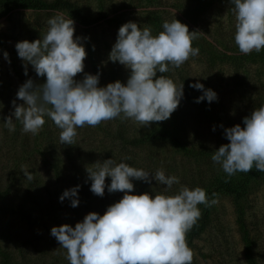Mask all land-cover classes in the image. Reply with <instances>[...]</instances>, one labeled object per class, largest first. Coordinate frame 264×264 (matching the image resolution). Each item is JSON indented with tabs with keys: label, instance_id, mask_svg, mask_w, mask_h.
Returning <instances> with one entry per match:
<instances>
[{
	"label": "rangeland",
	"instance_id": "obj_1",
	"mask_svg": "<svg viewBox=\"0 0 264 264\" xmlns=\"http://www.w3.org/2000/svg\"><path fill=\"white\" fill-rule=\"evenodd\" d=\"M63 1L76 4L83 16L94 22L91 26L74 22V37L88 38L83 41L87 52L84 72L78 73L76 80L82 79L84 73H99L100 87L116 80L126 82L129 71L119 62H111L108 56L119 27L128 21L147 26L156 35L162 31L164 21L177 19L190 32H200L192 41L199 54L179 68L157 72V77L165 75L177 85L184 84V96L168 120L142 127L117 117L95 127L77 128L73 144H61V130L47 116L36 135L22 132L19 121H13L14 130L9 131L3 118L14 111V100L23 103L16 99V92L26 80L32 79L35 85L46 82V77H38L31 65L24 74V62L18 57L15 44L41 39L48 28L47 20L55 13L70 16L64 11L16 9L0 19V193L9 194L0 204V248L8 255V264H69L66 250L50 235V229L62 224L74 227L89 212L103 215L109 205L123 196L122 192L108 193L105 189L100 197L89 190L91 181L87 180L86 168L94 169L98 161L113 159L117 164L123 161L149 172L159 169L176 176L180 183L168 190L169 195L183 186L205 190L212 181L227 177L214 164L212 155L189 157L169 142L142 141L166 131L191 152H214L228 143L221 125L243 127V118L264 104V49L248 55L240 53L234 43L235 17L229 0ZM197 81L214 90L218 99L196 103L202 93L188 85ZM137 140L138 145H131ZM25 169L31 173L30 180L22 171ZM108 183L110 178L106 177ZM133 183V194L154 195L164 190L154 180L151 184L136 180ZM76 185H80L79 205L73 208L67 198L61 202L59 197ZM215 201L206 231L194 241L192 263L249 264L235 200L220 195ZM242 207L257 264H264L263 181L253 183ZM0 264H5L1 253Z\"/></svg>",
	"mask_w": 264,
	"mask_h": 264
},
{
	"label": "clouds",
	"instance_id": "obj_2",
	"mask_svg": "<svg viewBox=\"0 0 264 264\" xmlns=\"http://www.w3.org/2000/svg\"><path fill=\"white\" fill-rule=\"evenodd\" d=\"M235 17L234 43L241 54L248 55L264 49V0H229ZM47 31L41 39L15 44L18 57L24 62L25 75L31 65L38 77H46L43 85L26 80L12 102L14 111L3 118L9 131L13 121H19L22 132L36 135L51 119L59 128L61 144L72 145L77 128L95 127L102 121L120 117L142 127L170 118L184 96V84L177 85L165 75L170 68H179L199 49L192 47L198 31L177 19L162 23V31L153 35L149 27L128 21L122 24L109 53L111 62H119L129 71L126 82L116 80L98 86L99 73H84L87 56L84 40L75 36V23L62 12L47 20ZM8 59V53H4ZM190 88L201 91L196 103L218 99L217 93L197 81ZM14 117V119H13ZM224 128L228 141L216 149L211 159L227 177L249 173L253 168L264 172V104L254 108L242 120ZM141 127V128H142ZM215 128H213V131ZM86 168L89 190L96 196L122 192L118 201L106 208L103 215L89 212L75 226H53L50 235L66 250L69 264H192L193 253L186 243V233L200 217L198 205L214 204L200 187L183 186L172 195L166 194L179 178L168 176L163 170L149 172L113 159L96 162ZM31 179L28 169L22 170ZM106 177L110 183L106 184ZM163 186L160 194H133V181ZM80 185L63 191L59 200L66 198L70 206L79 205ZM214 195V194H213Z\"/></svg>",
	"mask_w": 264,
	"mask_h": 264
},
{
	"label": "trees",
	"instance_id": "obj_3",
	"mask_svg": "<svg viewBox=\"0 0 264 264\" xmlns=\"http://www.w3.org/2000/svg\"><path fill=\"white\" fill-rule=\"evenodd\" d=\"M16 9H28L33 11H64L74 20V22L80 23L84 26H91L94 23L83 16L80 8L76 4L63 0H57L52 3L41 0H0V19ZM150 140L154 142H169L177 147L185 156L189 157H209L213 154V151L210 150L191 152L188 148L181 144L177 137L166 131L161 132L159 136L148 137L142 142L147 143ZM130 143L131 145L136 146L140 143V141L137 140ZM257 180H261L264 183V172H258L255 168H253L249 173L238 172L230 178L225 177L212 181V183L205 188L206 196L209 201L213 199L215 200L220 195H228L235 200L238 213V223L240 225L242 240L246 248V259L249 264H257V259L255 256L254 242L246 226L242 202L248 197L253 183ZM8 195V192L0 193V204L7 200L9 197ZM212 205L213 204H209L206 206L204 204H200L198 206L200 210V217L192 226L191 230L186 233V243L191 251L193 249L194 241L206 231L210 223ZM0 253L5 260V264H8V255L3 253L1 248Z\"/></svg>",
	"mask_w": 264,
	"mask_h": 264
}]
</instances>
